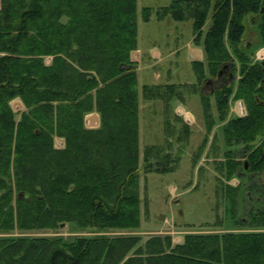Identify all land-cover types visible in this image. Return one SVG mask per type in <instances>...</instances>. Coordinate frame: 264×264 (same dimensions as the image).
<instances>
[{"label":"trees","instance_id":"obj_1","mask_svg":"<svg viewBox=\"0 0 264 264\" xmlns=\"http://www.w3.org/2000/svg\"><path fill=\"white\" fill-rule=\"evenodd\" d=\"M149 11L143 8L144 20ZM157 14L191 20L192 41L204 53V60L192 62L198 85L226 68L211 92H200L207 128L214 125L211 96L221 121L230 98L244 100L246 114L223 129L227 145L243 144L246 158L240 164L228 150L217 171L225 169L227 178L238 170L261 173L264 65L253 52L264 46V0H172ZM248 21L256 44L245 39ZM137 44V0H0L1 233L71 222L95 230L139 227V95L137 64L130 58ZM236 62L234 87L228 73ZM180 91L173 84L151 85L143 96L169 107ZM16 97L25 106L20 113L10 104ZM93 111L99 125L87 128L85 116ZM55 136L64 139L63 148L54 146ZM168 138L144 147V173L176 167L179 154L172 155ZM228 190L237 188L221 192L231 206ZM236 225L255 230L188 233L177 244L160 235L141 243L138 234L0 236V264H264V207Z\"/></svg>","mask_w":264,"mask_h":264},{"label":"rangeland","instance_id":"obj_2","mask_svg":"<svg viewBox=\"0 0 264 264\" xmlns=\"http://www.w3.org/2000/svg\"><path fill=\"white\" fill-rule=\"evenodd\" d=\"M171 1L137 0V48H140L143 55L142 61L136 63L139 67L137 70L138 86H140L143 95L142 86L144 84L157 83L161 85L167 81L175 83L186 81L190 83L188 85L177 84V88L181 90L180 95L171 97L176 98L171 103H181L186 110H190L195 115L199 123L189 125L190 135L188 134L187 137L183 134L184 125L182 120L170 110V107L165 105V102L162 106V99V101L146 100L144 96L141 99V94L139 95L138 137L140 155L138 164L140 167L139 195L141 199L139 227L132 230L99 228L97 229L99 231H97L89 227L76 226L75 223L71 222L63 223V226H61V223L60 227L56 229L14 230L8 233L0 232V236L61 235L65 240H69L74 235L138 234L141 237V243L149 236L160 235L169 236L171 244H177L181 243L188 233L255 230L251 228L236 229V223H249L251 215L258 208L264 207V170L252 176L238 170L230 178L225 177V169H223V172L217 171L220 165L222 166L226 158L225 153L228 150H231V156L236 159V162H243L246 158L243 144L227 145L223 129L226 121L237 115L241 116L237 114L239 109H236L239 101L240 104L238 103V105H241L244 111L247 112L244 100L242 98H230L225 121L219 120L215 111L212 113L211 110L214 125L207 128L203 121L199 95L194 93L197 86L194 89L192 88V84L196 79L194 68L187 58L188 54L185 52V47H182L192 38V22L190 19L176 21L169 16L162 19L158 18L157 12L163 7L169 6ZM143 8H149L150 10L148 20L143 19ZM207 26L208 22L203 27V32ZM244 36L252 44L258 42L256 29L249 21ZM151 47H157L160 51L165 52L173 49V53L168 58H164L163 61L155 63L154 59L148 57L150 56L149 49ZM176 47L182 48L174 50ZM259 50H261L260 53H258ZM263 53L264 46L256 47L253 52V60H262L264 58ZM50 58V56L46 57L45 61L49 62ZM149 63L151 64L149 65ZM236 64L235 79L232 80L234 87H236L237 80L240 77L239 64L237 62ZM168 68L171 69L170 74L167 72ZM204 82L199 83L198 88L204 93L211 92L213 87L217 85V83H214L211 86H205ZM182 95L186 97V102H180ZM212 97H210L211 103L214 100ZM11 107L14 112L18 113L25 109L23 102L22 110L15 103H12ZM166 112H168L167 118L171 122L169 128L165 127L164 124V114ZM169 136L172 144V155L179 154L176 167L170 172L153 171L144 173L143 150L145 145L162 144L166 139H169ZM58 137H54V146L63 148L65 141L62 137L57 139ZM178 138L181 141H178ZM183 138L186 140H182ZM177 150L179 151L177 152ZM228 185L237 188L236 193L228 190L233 200L231 206L226 197L227 194L222 193L221 195L223 189H226ZM217 222H220V225L214 226ZM225 227L232 228V230H226Z\"/></svg>","mask_w":264,"mask_h":264},{"label":"crops","instance_id":"obj_3","mask_svg":"<svg viewBox=\"0 0 264 264\" xmlns=\"http://www.w3.org/2000/svg\"><path fill=\"white\" fill-rule=\"evenodd\" d=\"M192 39H193V35H192V38L190 39V41H188L187 43L182 45V47H185V52H186V54H188L187 58L191 61V63L195 62V61H199L200 62V61L204 60L203 48L201 46H199V45L194 44ZM182 47H176V49L174 48V50H180ZM164 52L165 51H160L157 47H151L149 49V55L150 56H148V57L151 58V59H154L155 63H158V62L163 61L164 58H168L169 55L173 53V49L172 50L170 49L169 51H167L165 53ZM134 57H136L139 60V61H135L136 63H139V62L142 61L143 55H142L141 50H140L139 47L136 50H133L130 53L131 60H134ZM175 62H176V60L174 61V63ZM150 64L151 63H149V65ZM138 68L139 67L137 66L136 74H137ZM167 72H168V74H170L171 69L168 68ZM205 73H207L206 70H205ZM195 75H196V73H195ZM137 82H138V75H137ZM168 84L169 85H172V84L173 85H177V84H187L188 85L190 83H187L186 81H182V82L180 81L178 83L167 81V82L162 83L161 85H168ZM151 85H158V84L157 83H151ZM151 85L144 84L142 86V89H143L144 86H151ZM196 86H197V88H199L197 75H196V79H195L194 83L192 84V88L194 89ZM139 87L140 86H138V95L141 94V99H142L143 95H142V91H141V89ZM197 88L194 89V93L196 95H199V99H200V102H201V98H200V92L201 91H198ZM189 94H191V93H189ZM175 99L171 98L169 100V102H168L170 110L173 111V113L175 115H177L182 120V122H184L188 126V129H189V125L194 124V123L195 124L199 123V122H197V119H196L195 115L190 110H186L181 103H177V102L171 103L172 100H175ZM146 100H161V99H146ZM181 101L182 102H186V97L184 95H182V98H181L180 102ZM163 102L164 101H162V106H163ZM12 103H15L17 105V107H21L22 106V101L19 98H14L11 101V104ZM201 105H202V103H201ZM163 109H164V107H163ZM21 110H22V107H21ZM211 110H212V113H214L213 111H215V114H217L216 113V108H215V105H214V100H213V103H211ZM202 111H203V107H202ZM90 117H92V118H90ZM203 121H204V123H206L205 122V118H204V113H203ZM84 124H85V126L87 128H95V127H97L99 125V115L96 112H90V113L86 114L85 119H84ZM189 135H190V129H189ZM57 139H60V138L58 137ZM152 145H160V144H152ZM145 146H147V145H145ZM230 229L232 230V228H226V230H230Z\"/></svg>","mask_w":264,"mask_h":264},{"label":"flooded vegetation","instance_id":"obj_4","mask_svg":"<svg viewBox=\"0 0 264 264\" xmlns=\"http://www.w3.org/2000/svg\"><path fill=\"white\" fill-rule=\"evenodd\" d=\"M261 51V50H260ZM260 62H261V64L262 65H264V58L262 59V60H260ZM227 74V71H226V68H224L219 74H218V76H217V78L216 79H209V80H206L205 82H204V84H205V86H211L212 84H214V83H217V81L218 80H221V79H223L222 78V76H224V75H226ZM228 81H232V80H234L235 79V74L233 73V72H229L228 73Z\"/></svg>","mask_w":264,"mask_h":264},{"label":"built area","instance_id":"obj_5","mask_svg":"<svg viewBox=\"0 0 264 264\" xmlns=\"http://www.w3.org/2000/svg\"><path fill=\"white\" fill-rule=\"evenodd\" d=\"M134 59H137L136 57H134ZM240 104V103H239ZM245 111L244 108L240 105V110L237 112V114L239 115H244Z\"/></svg>","mask_w":264,"mask_h":264},{"label":"bare ground","instance_id":"obj_6","mask_svg":"<svg viewBox=\"0 0 264 264\" xmlns=\"http://www.w3.org/2000/svg\"><path fill=\"white\" fill-rule=\"evenodd\" d=\"M258 53H260V50H259V52ZM264 54V53H263ZM19 105V104H18ZM236 109L238 110H240V106L238 105V103H237V106H236ZM183 111V110H182ZM90 118H92V117H90ZM89 120V119H88Z\"/></svg>","mask_w":264,"mask_h":264},{"label":"water","instance_id":"obj_7","mask_svg":"<svg viewBox=\"0 0 264 264\" xmlns=\"http://www.w3.org/2000/svg\"><path fill=\"white\" fill-rule=\"evenodd\" d=\"M245 166L247 167V164H245ZM61 226H63V223L61 224Z\"/></svg>","mask_w":264,"mask_h":264}]
</instances>
